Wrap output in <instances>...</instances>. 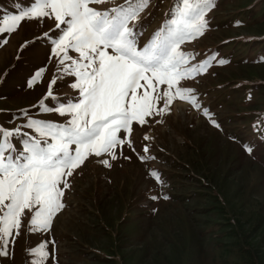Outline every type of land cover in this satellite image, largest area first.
Here are the masks:
<instances>
[{
	"label": "snow or ice",
	"instance_id": "obj_1",
	"mask_svg": "<svg viewBox=\"0 0 264 264\" xmlns=\"http://www.w3.org/2000/svg\"><path fill=\"white\" fill-rule=\"evenodd\" d=\"M152 0H13L0 9V47L22 23L34 26L14 59L36 48L44 59L24 79L41 89L37 100L14 110L0 108V264H60L58 224L89 165L98 175L135 161L149 181L164 186L153 167L155 131L175 116L202 118L223 131L203 102L201 82L229 61L218 50L189 46L210 31L214 0H173L162 21L145 35ZM241 22L236 21L239 25ZM16 64L0 74L7 79ZM255 135L239 141L251 155L264 143V118ZM259 138V139H258ZM237 140L236 137H230ZM169 196L151 194V202Z\"/></svg>",
	"mask_w": 264,
	"mask_h": 264
},
{
	"label": "rangeland",
	"instance_id": "obj_2",
	"mask_svg": "<svg viewBox=\"0 0 264 264\" xmlns=\"http://www.w3.org/2000/svg\"><path fill=\"white\" fill-rule=\"evenodd\" d=\"M12 3L0 0V9L13 11ZM214 3L210 31L189 47L201 54L218 50L229 61L214 67L215 75L200 86L223 131L198 116L179 115L157 128L163 151L152 166L160 170L163 187L147 180L135 161L105 170L106 176L89 165L58 224L60 264H264V143L249 155L239 142L251 139L257 117L264 118V0ZM172 4L152 0L145 35ZM34 30L22 23L0 47V74L16 64L0 83V108L27 107L40 95L39 87L23 85L45 50L36 48L19 63L14 59ZM157 193L169 199L151 202L157 209L152 214L142 201ZM16 264H24L23 243Z\"/></svg>",
	"mask_w": 264,
	"mask_h": 264
}]
</instances>
